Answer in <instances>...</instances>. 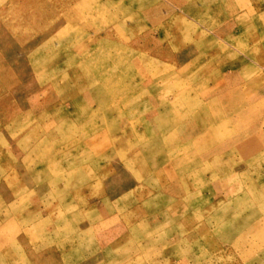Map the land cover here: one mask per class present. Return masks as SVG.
Instances as JSON below:
<instances>
[{
    "label": "rangeland",
    "instance_id": "374dc122",
    "mask_svg": "<svg viewBox=\"0 0 264 264\" xmlns=\"http://www.w3.org/2000/svg\"><path fill=\"white\" fill-rule=\"evenodd\" d=\"M0 264H264V0H0Z\"/></svg>",
    "mask_w": 264,
    "mask_h": 264
}]
</instances>
